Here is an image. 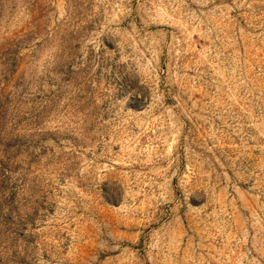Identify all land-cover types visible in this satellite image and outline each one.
I'll return each mask as SVG.
<instances>
[{
	"label": "rangeland",
	"instance_id": "374dc122",
	"mask_svg": "<svg viewBox=\"0 0 264 264\" xmlns=\"http://www.w3.org/2000/svg\"><path fill=\"white\" fill-rule=\"evenodd\" d=\"M0 264H264V0H0Z\"/></svg>",
	"mask_w": 264,
	"mask_h": 264
}]
</instances>
